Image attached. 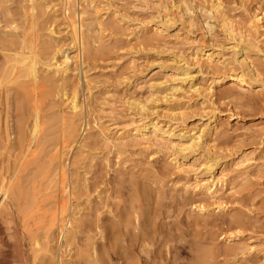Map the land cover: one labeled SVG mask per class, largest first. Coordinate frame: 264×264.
Segmentation results:
<instances>
[{
    "label": "rangeland",
    "instance_id": "1",
    "mask_svg": "<svg viewBox=\"0 0 264 264\" xmlns=\"http://www.w3.org/2000/svg\"><path fill=\"white\" fill-rule=\"evenodd\" d=\"M63 1L37 0L38 92L46 94L45 124L35 156L22 166L31 119L29 106L19 104L28 98L13 87L0 107L5 149L0 178L17 171L15 188L23 197L13 200L15 206L22 211L25 201L36 198L41 207L25 231L48 246L34 264H93L96 257L100 264H142L137 257L149 260L154 249L161 255L157 264H264V21L256 28L254 20L264 16V0H70L67 10ZM212 5L234 34L249 35L260 46L261 56L248 55L260 76L256 91L211 84L239 69L236 61L245 53L241 35H228ZM21 13L20 3L2 4L0 40L20 34ZM164 14L174 23L160 34L154 21ZM70 22L80 28L82 53ZM55 52L59 63L70 59L62 81L45 66L54 62ZM174 63L191 79L170 70ZM61 88L66 97L79 89L76 115L59 99ZM142 116L173 136L118 138L121 130L133 134L131 123ZM62 130L72 143L64 149L58 146ZM199 135L194 156L172 161L173 145ZM58 153L70 193L63 214L72 232L67 240L48 229L49 218L36 217L56 212L49 209L57 201ZM207 159L215 160L211 178L202 174ZM203 183L213 185V196L200 189ZM22 251L28 253L26 244ZM15 252L13 224L0 216V264H11Z\"/></svg>",
    "mask_w": 264,
    "mask_h": 264
},
{
    "label": "bare ground",
    "instance_id": "2",
    "mask_svg": "<svg viewBox=\"0 0 264 264\" xmlns=\"http://www.w3.org/2000/svg\"><path fill=\"white\" fill-rule=\"evenodd\" d=\"M70 0H64V8L67 10L69 6ZM4 2L10 3H20L21 4V14L23 17V27L21 28L20 34H13L5 36L8 39L4 41L0 40V107L2 105L3 94H10L13 87H16L17 91H20L24 98H28L27 104H23V99L20 100L19 108H24L29 106V118L30 120V131L28 133V139L23 140L22 143V152L21 157L19 159V166L29 158H33L35 155V150L40 146V130L41 127L45 124L44 116L42 115L41 105L42 100L46 94H41L38 90L41 87L38 77V67L41 64V56L37 50L36 43V35H35V27H36V10L39 7L37 0H0V7ZM212 9L216 14H218L221 18V26L225 28L228 35H233L235 32L231 29L229 22L221 14V11L218 9L216 5H212ZM165 11V10H164ZM209 14H211L209 12ZM255 27L257 23L264 21V16L262 13L256 15L254 17ZM9 26H14L11 31L16 32L18 29L17 25L13 21V19L7 21ZM174 23V18L171 14H164L163 16H159L154 21V29L155 31L161 33H166L172 27ZM264 28V25L261 26ZM70 29L73 36V42L76 45V49L82 53V44H81V33L80 28L76 26V23L70 22ZM209 29H212V26H209ZM241 35L239 37V48L242 49L244 53V57L240 61H236L239 69H230L227 72L219 75L211 82L214 86H218L225 82L234 83L238 87H245L249 90L256 91L257 84H259L260 76L259 72L253 67V65L249 62V54L253 53L255 56H261L262 50L259 45L254 43V40H251L249 35H242L240 32L234 35ZM232 37V36H231ZM80 43V44H79ZM246 55V56H245ZM207 60H212V53H207ZM53 63L44 64L47 68H51L53 75H57L60 77L61 81L69 70L70 59L66 56L61 63L56 61V52L53 54L51 61ZM158 69H163V66H159ZM182 70V76L184 78H180L181 80L191 79L190 73L186 70L183 71L181 65H177L174 63L170 70ZM157 70V69H156ZM175 81V79H173ZM164 83V82H163ZM163 83H159L158 85L153 84L151 87L161 86ZM12 87V88H11ZM174 89V88H173ZM194 93L198 92V89L195 88L192 90ZM79 89L74 88L72 93L66 97L64 94V90L60 89L59 99L62 103H66L71 114L76 115L80 111V106L78 103L79 98ZM139 110L144 112V107H140ZM1 112V111H0ZM63 114V113H62ZM61 114V115H62ZM62 124L64 122L63 115L61 116ZM133 128V134L130 133L129 130H121L119 131L118 138L123 139L127 137H135L137 134L146 136V133L153 135L160 140H164L167 138H171L172 132L165 131L163 132L157 122L155 121H147L145 117L142 116L138 124L131 123ZM159 125V126H158ZM61 141L58 144L59 147L64 149L66 146L69 147L72 143L64 140V131H61ZM144 139V138H143ZM202 136H197L191 142L187 144H178L172 146V150L175 153L174 160L177 161L178 158L185 160L188 155L194 156L195 148H197L200 144ZM35 145V150H33V146ZM60 148V149H61ZM208 150V149H207ZM3 143L0 138V161L4 154ZM60 154L56 157L59 160L58 168L56 169V173L54 175L55 183L57 188V201L54 202V207L49 209L50 211H56L55 213L39 214L36 215L37 220L48 219V229L53 230L56 229L59 237L61 239L67 240V236H71L72 232H69V222L63 218V214L68 210L67 202L69 201V190L66 181V173L64 171L63 165L60 163ZM176 155V157H175ZM202 164V174L211 178L215 172V160L207 159ZM17 171H14L13 174L9 178H5L4 176L0 178V216L8 217L13 224V233H14V247L16 248L15 256L11 260V264H34V260L38 253L47 250L48 246L45 244L43 247L40 246L39 241L34 235L30 236L25 231L29 226H32L34 222H30V219L34 218V213L40 212V206L37 203L36 198L33 201H25L24 207L19 210L18 207L15 206L13 200H20L23 197L20 190L15 188V182L17 181ZM53 184V185H54ZM201 190H203L209 196L214 195L213 185L209 186L208 183H203L201 185ZM36 196V195H35ZM19 205V203H18ZM201 210H204L203 206H200ZM22 214V216H21ZM36 220V221H37ZM45 228V226H44ZM30 232V231H29ZM32 232V230H31ZM139 237V236H137ZM142 237H145L144 235ZM26 244L28 246V253H24L22 251L23 245ZM47 247V248H46ZM130 250V254L133 258L135 255L132 252V248H128ZM158 249H154L151 252V258L142 259L140 256L137 257L138 261L142 264H157L158 261L161 260V255L157 252ZM48 251V250H47ZM32 260V262H30ZM57 264H62L59 260ZM93 264H100L99 259L96 257Z\"/></svg>",
    "mask_w": 264,
    "mask_h": 264
}]
</instances>
